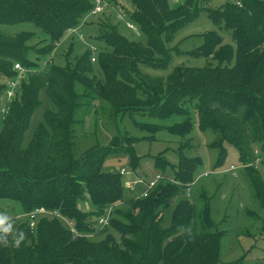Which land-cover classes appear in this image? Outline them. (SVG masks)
<instances>
[{
	"label": "trees",
	"instance_id": "trees-1",
	"mask_svg": "<svg viewBox=\"0 0 264 264\" xmlns=\"http://www.w3.org/2000/svg\"><path fill=\"white\" fill-rule=\"evenodd\" d=\"M130 1L136 8L130 19L148 38L147 44L126 40L113 25L100 24L96 39L104 46L98 49L101 74L96 76L90 50L72 66L51 63L36 71L40 59L50 56L69 30L81 26L82 18L93 10V0H0V25L29 23L48 37L42 46H30L31 32L16 36L0 32V99L6 81L18 76L15 64L35 71L22 78L19 93L0 120V219L4 212L9 214L3 219L8 233L0 231V264H219L226 232L216 227L207 200L197 212L187 195L202 164L201 158L184 155L191 143L178 147L177 165L164 158L165 152L155 157V168L161 172L171 168V173H163L147 198L138 194L128 199L123 180L127 176L121 170L104 172L102 167L107 157L126 155L135 171L140 163L135 144L154 136L118 133L109 143L83 151L76 131L83 122L76 113L100 102L111 105L113 117L182 116L184 121L173 126L135 125L153 134L166 129L183 139L193 130L188 109L193 104L197 127L217 133L209 145L218 151L215 167L227 158L226 145L233 146L245 166L254 202L264 211V180L257 170L264 165V0H236L218 9L204 5L210 0H181L176 6L175 0ZM203 13L230 31L234 47L209 31L200 47L186 52L206 58L204 68L176 66L166 78L142 72L139 65L166 69L172 50L168 44ZM76 85L82 86V93ZM41 89H46L51 108L23 148L31 116L41 104ZM87 202L93 211L86 213L78 205ZM41 208L49 215L42 216L32 231L26 215ZM110 208V223L101 228L98 220ZM170 209V225L162 228L164 212ZM56 213L60 217L51 215ZM62 218L74 223L75 231ZM261 226L263 233L264 220ZM21 232L24 239L14 247ZM118 234L120 242L114 237ZM96 235L103 239L95 240Z\"/></svg>",
	"mask_w": 264,
	"mask_h": 264
},
{
	"label": "rangeland",
	"instance_id": "rangeland-1",
	"mask_svg": "<svg viewBox=\"0 0 264 264\" xmlns=\"http://www.w3.org/2000/svg\"><path fill=\"white\" fill-rule=\"evenodd\" d=\"M172 1V6L178 5L181 0ZM236 0H210L204 5L212 9H218L225 3H233ZM104 11L96 16L87 14L81 20L84 25L77 32L67 33L52 51L48 57H43L38 63V70L46 69L51 63L58 67L72 66L75 60L82 56L86 51L92 48L100 49L104 46L102 41H99L100 24L109 23L113 25L117 33L126 40L136 41L138 43L147 44L148 38L135 22L130 19L136 8L130 0H103ZM132 24L134 29L128 27ZM209 31H214L221 35L223 44L234 47V42L230 31L226 30L221 24L215 25L209 19L206 13L199 15L195 21L181 28L175 35L173 42L168 46L172 48L171 60L166 69L155 70L145 65H139L142 72L153 77L166 78L176 66L204 68L208 63L206 58L187 55L186 52L194 50L203 44V34ZM0 32L4 35L16 36L21 32H31L34 37L30 40L29 45H43L48 37L36 26L29 23H20L17 25H0ZM177 46V49H175ZM99 47V48H98ZM179 52V53H178ZM98 53V52H97ZM95 54L97 58L98 54ZM30 59L36 60L37 56L32 51ZM215 65L214 62H212ZM94 74L100 75V69L97 63H92ZM34 70H25V80L30 74H34ZM3 83V80L0 79ZM79 93L83 92L80 85H76ZM39 101L41 104L32 114L28 129L25 131L23 148L26 147L33 135L34 131L40 123L44 121L43 114L45 110L51 108V101L47 97L46 89H41L39 92ZM96 108H89L85 113L84 110L76 113L77 119L82 120V125L76 126V131H79L82 142L80 147L83 151L94 146L105 145L118 133L127 134L129 137L146 138L154 136V140L138 142L135 144L136 155L140 159L139 166L135 171H131L129 167L130 160L126 155L109 156L106 158L103 165L104 172H119L125 169L131 176L128 179L141 178L148 180L155 179L163 173H171V168L167 171H159L155 168V157L162 152L164 158L172 165H177V149L184 142L189 141L191 147L184 151L186 157H198L202 159V164L198 167L196 180L190 189L189 200L195 204L197 212L205 205L211 206V218L216 227L226 232L221 241V255L219 264H264V232L261 233V223L264 220V211L260 208L257 202H254L251 187L249 186L248 177L245 170L241 167L236 149L231 145H226L227 155L221 167H215L218 159V151L211 148L209 145L217 137V133L212 130L201 131L197 127L198 116L194 110V105L188 106L191 112L193 122V130L187 138H180L171 135L168 130L151 133L138 129L135 122L138 123H153L157 125L173 126L176 123L184 121V117L176 115L168 119L158 120L149 116L135 115H114L112 107L107 102L96 103ZM3 123L0 121V131ZM80 148V149H81ZM236 167L234 171H230V167ZM262 179L264 180V165L259 164L257 167ZM136 175V177L134 175ZM126 178H123L124 182ZM125 186V185H124ZM126 188V187H125ZM143 192L142 186H137L132 192L125 190L126 198H132L135 195ZM79 208L84 212L93 211V207L87 203H80ZM4 210L5 206H1ZM173 209L166 213L164 212L162 228L170 225V216ZM248 212H253V215L260 217H252ZM8 213L2 214L3 219L8 217ZM249 231V235L247 232ZM117 242H120V235H115ZM95 240L103 239L102 236H94Z\"/></svg>",
	"mask_w": 264,
	"mask_h": 264
},
{
	"label": "built area",
	"instance_id": "built-area-1",
	"mask_svg": "<svg viewBox=\"0 0 264 264\" xmlns=\"http://www.w3.org/2000/svg\"><path fill=\"white\" fill-rule=\"evenodd\" d=\"M105 8H103V0H93V10L89 13V15H93L96 16L97 14H100L104 11ZM83 21L81 23V26L77 29H72L69 30L68 33H74L77 32L79 29H81L84 25ZM128 27L131 29H134V26L132 24H128ZM91 54H92V62L95 63L96 62V57L95 54L98 52L97 48H92L91 50ZM14 70L16 72H18V76L16 79H10L7 80L6 82V91L4 92L3 96L0 99V120H4L9 109L11 106V102L15 99V97L17 96V94L20 91V83L22 78L25 76V68L22 65L19 64H15L14 66ZM257 153V151H256ZM261 162L260 159L256 160V163L259 164ZM242 168H244L245 166L242 165ZM236 167L231 166L230 167V171H234L236 170ZM120 174L122 176H131L130 173H128L125 169H121ZM136 177V176H135ZM163 176L158 175L155 179L153 180H148L146 181L145 179H141V178H135V179H128L125 181V187L126 189L132 191L134 190L137 186H143L144 187V191L141 193V197L143 198H147L148 195L153 191V189L156 187V185L162 181ZM187 195H190V190L187 191ZM111 214H112V208L108 209L106 212V215H103L99 220V225L101 226V228L109 225V220L111 218ZM45 215H49L47 210L41 208V209H37L29 214L26 215L27 217V221L29 222L30 228L32 231H34V229L37 226V222L38 220ZM52 216H58L60 217L59 214H51ZM62 220L64 222H66L69 226L70 229H72L73 231H75V227H74V223H69L66 221V219L62 218Z\"/></svg>",
	"mask_w": 264,
	"mask_h": 264
},
{
	"label": "clouds",
	"instance_id": "clouds-1",
	"mask_svg": "<svg viewBox=\"0 0 264 264\" xmlns=\"http://www.w3.org/2000/svg\"><path fill=\"white\" fill-rule=\"evenodd\" d=\"M3 224H4L3 219H0V231H2L3 233H8L9 228L6 227V226H3ZM23 239H24V233L21 232V233L19 234V236L13 240L12 245H13L14 247H18L19 244H20V242H21ZM4 244L7 245V241H5Z\"/></svg>",
	"mask_w": 264,
	"mask_h": 264
},
{
	"label": "crops",
	"instance_id": "crops-1",
	"mask_svg": "<svg viewBox=\"0 0 264 264\" xmlns=\"http://www.w3.org/2000/svg\"><path fill=\"white\" fill-rule=\"evenodd\" d=\"M60 44V43H59ZM134 176H136V175H134ZM129 178V177H128ZM128 178H126V180H128ZM141 186V185H140ZM143 187V186H142ZM143 191H144V187H143Z\"/></svg>",
	"mask_w": 264,
	"mask_h": 264
},
{
	"label": "bare ground",
	"instance_id": "bare-ground-1",
	"mask_svg": "<svg viewBox=\"0 0 264 264\" xmlns=\"http://www.w3.org/2000/svg\"><path fill=\"white\" fill-rule=\"evenodd\" d=\"M7 82V81H6Z\"/></svg>",
	"mask_w": 264,
	"mask_h": 264
}]
</instances>
